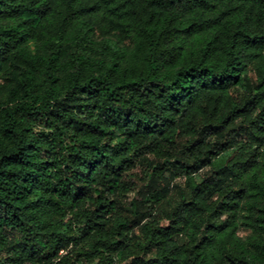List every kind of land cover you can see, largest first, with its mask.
Segmentation results:
<instances>
[{
    "label": "trees",
    "instance_id": "trees-1",
    "mask_svg": "<svg viewBox=\"0 0 264 264\" xmlns=\"http://www.w3.org/2000/svg\"><path fill=\"white\" fill-rule=\"evenodd\" d=\"M3 93L0 264H264V0H0Z\"/></svg>",
    "mask_w": 264,
    "mask_h": 264
},
{
    "label": "rangeland",
    "instance_id": "rangeland-1",
    "mask_svg": "<svg viewBox=\"0 0 264 264\" xmlns=\"http://www.w3.org/2000/svg\"><path fill=\"white\" fill-rule=\"evenodd\" d=\"M127 44V42L125 43ZM35 46L34 45H31L29 47V50L33 53L35 51ZM79 51L81 52L82 50L79 49ZM95 57L99 58V54L95 53L94 54ZM11 71V68H7L5 71H4V75L7 77L8 76V72ZM8 78V77H7ZM11 86H14V84L11 83ZM6 99H7V93H3L2 95H0V103L1 104H6ZM240 236L242 238H245L247 236V234H245L244 232H240Z\"/></svg>",
    "mask_w": 264,
    "mask_h": 264
}]
</instances>
